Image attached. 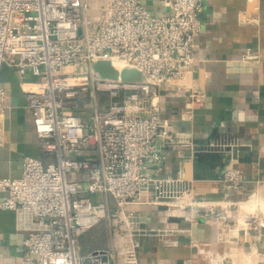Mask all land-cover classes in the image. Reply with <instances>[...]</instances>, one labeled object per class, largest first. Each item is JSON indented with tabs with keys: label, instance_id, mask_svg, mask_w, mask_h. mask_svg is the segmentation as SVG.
Returning a JSON list of instances; mask_svg holds the SVG:
<instances>
[{
	"label": "built area",
	"instance_id": "1",
	"mask_svg": "<svg viewBox=\"0 0 264 264\" xmlns=\"http://www.w3.org/2000/svg\"><path fill=\"white\" fill-rule=\"evenodd\" d=\"M166 5L171 13L156 15L144 0H106L99 14L90 16L87 0H0V70L11 60L22 77L31 71L39 78L26 95L47 156L46 161L25 156L20 177H0V209L14 211L17 229L26 233L21 247L26 264H112L113 249L83 252L80 245V237L103 220L125 229L137 216L132 205H207L183 173H147V163L165 160L177 147H193L162 118V88L188 92L197 103L203 99L193 72L203 2L167 0ZM258 58L251 48L242 55L243 61ZM98 60L138 70L141 79L103 77L94 69ZM86 92L90 101L83 100L82 110L64 107V98ZM11 106L10 95L0 87V144ZM220 180L243 193L237 165ZM256 194L231 203L237 215L240 203ZM252 216L237 217L234 228L247 239L252 233L261 239L264 223ZM123 259V264H142L130 240Z\"/></svg>",
	"mask_w": 264,
	"mask_h": 264
},
{
	"label": "crops",
	"instance_id": "2",
	"mask_svg": "<svg viewBox=\"0 0 264 264\" xmlns=\"http://www.w3.org/2000/svg\"><path fill=\"white\" fill-rule=\"evenodd\" d=\"M166 1L144 3L152 13L165 15L171 13ZM87 2L90 16L98 15L106 4V0ZM202 2L203 29L195 39L193 72L203 99L197 103L190 93L175 88H162L160 97L161 116L169 129L190 139L193 147H177L165 160L147 163V173L159 177L183 173L207 205L184 209L130 206L137 215L130 228L120 229L107 221L111 229L101 247L116 252L112 264H123V249L129 240L142 264H250L249 254L263 247L259 235L252 233L247 239L234 228L238 215L231 203L264 185V0ZM248 48L259 58L243 61ZM38 81L31 71L22 77L11 60L2 65L0 87L10 95L12 106L0 144V177H20L25 156L47 159L26 95ZM162 142L158 139L157 145L161 147ZM220 142L240 145L211 146ZM233 165L241 171L240 195L220 180ZM211 207L213 215L208 214ZM90 230L80 237L83 252L101 248L83 240L93 236ZM25 236L17 229L15 212L0 209V264H26L21 250ZM253 260L251 264H264Z\"/></svg>",
	"mask_w": 264,
	"mask_h": 264
},
{
	"label": "rangeland",
	"instance_id": "3",
	"mask_svg": "<svg viewBox=\"0 0 264 264\" xmlns=\"http://www.w3.org/2000/svg\"><path fill=\"white\" fill-rule=\"evenodd\" d=\"M61 96L64 98V95L63 93H61ZM85 99V101H90V97L88 95V93H81L79 94L76 98H74L73 100H69V99H66L64 98V107H69V108H72L74 109L75 111L76 110H82L81 107H83L84 103H83V100ZM86 102V103H87ZM103 109H106L109 104H108V101H106L103 105ZM256 195H254L251 200H252V203H250V205H241L240 203V207L242 209V212H240V215H238L237 217L238 218H242V215L244 213L246 214H253L251 211H250V208H256L257 209V206L259 205H262V208L261 210H257V212H260V215L262 217V220L264 221V185L262 187H260L259 190L256 191ZM89 196H91L93 199L95 200H101L102 198V195L100 194H88ZM254 203V205H252ZM238 214V213H236ZM258 222H261L260 220L258 219H254ZM110 225H109V222H107V220H103L101 223H99L98 225H96L94 228H92L89 233H91V235H93L92 237H89L88 236H84L83 240L85 241L86 244H88L89 246H97V247H101V246H105L106 245V242L108 240V232L110 230ZM98 231H101L100 234L98 233ZM261 241L263 242V247L262 249H256L254 250V254H249L250 255V262L253 263L254 260L253 259H259L260 261H263L264 262V231H263V235H262V238H261ZM82 243V242H80ZM250 263V264H251Z\"/></svg>",
	"mask_w": 264,
	"mask_h": 264
},
{
	"label": "water",
	"instance_id": "4",
	"mask_svg": "<svg viewBox=\"0 0 264 264\" xmlns=\"http://www.w3.org/2000/svg\"><path fill=\"white\" fill-rule=\"evenodd\" d=\"M94 69L103 77L117 79L121 77L125 81H137L141 79V73L135 69L117 68L109 60H98L94 64ZM240 235L239 239L242 240Z\"/></svg>",
	"mask_w": 264,
	"mask_h": 264
},
{
	"label": "bare ground",
	"instance_id": "5",
	"mask_svg": "<svg viewBox=\"0 0 264 264\" xmlns=\"http://www.w3.org/2000/svg\"><path fill=\"white\" fill-rule=\"evenodd\" d=\"M250 203H252L251 199L250 200H246V201H242L241 205H250ZM252 205H254V203ZM261 208H262V205L257 206V209L256 208H250V211L253 213V216H252L251 219L252 220L258 219V220L261 221L260 223H264V221L262 220V217L260 215V212H257V210H261ZM240 221L242 223H245V219H240Z\"/></svg>",
	"mask_w": 264,
	"mask_h": 264
}]
</instances>
